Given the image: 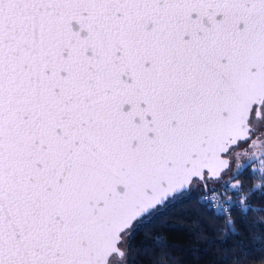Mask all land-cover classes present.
<instances>
[{
    "label": "snow or ice",
    "instance_id": "1",
    "mask_svg": "<svg viewBox=\"0 0 264 264\" xmlns=\"http://www.w3.org/2000/svg\"><path fill=\"white\" fill-rule=\"evenodd\" d=\"M218 190L239 251L205 264H264V0H0V264H129Z\"/></svg>",
    "mask_w": 264,
    "mask_h": 264
},
{
    "label": "trees",
    "instance_id": "2",
    "mask_svg": "<svg viewBox=\"0 0 264 264\" xmlns=\"http://www.w3.org/2000/svg\"><path fill=\"white\" fill-rule=\"evenodd\" d=\"M252 170L258 172L253 168V165ZM255 183L259 184L260 181L257 179ZM247 184L248 187H251L252 181H248ZM217 193L219 194V190ZM207 194L208 192L194 191L174 210L168 211L158 220L154 218L152 226L143 229L132 240L128 258L129 264H154L160 253L157 252L154 255V250L147 245L148 242L155 240L158 235L166 238L170 244L178 246L175 250L169 248L168 252L176 260L184 261L185 264H205L209 253L217 259L224 256L234 257L239 249L231 246L238 243V241L234 235L230 239L226 238L225 232L228 230L225 227V220L217 218L221 213L213 209L211 211L214 214H209V211L201 206L205 204L203 196ZM231 196L232 193L229 192L227 198H231ZM221 198L225 199L224 197ZM261 204L260 200H255L257 208L251 210V214L248 215L249 223H256V227L251 232L243 231L237 223L236 229L242 240H248L250 235L264 236V231L260 230V225L264 224V212L259 211ZM226 239L228 250H225L226 245L221 243ZM256 243H259V241H256ZM250 246L246 245V247ZM229 264H231V261H229Z\"/></svg>",
    "mask_w": 264,
    "mask_h": 264
},
{
    "label": "built area",
    "instance_id": "3",
    "mask_svg": "<svg viewBox=\"0 0 264 264\" xmlns=\"http://www.w3.org/2000/svg\"><path fill=\"white\" fill-rule=\"evenodd\" d=\"M207 196L213 197V201L217 205V207L220 205L222 198L218 193L215 195H213L212 193H208Z\"/></svg>",
    "mask_w": 264,
    "mask_h": 264
},
{
    "label": "rangeland",
    "instance_id": "4",
    "mask_svg": "<svg viewBox=\"0 0 264 264\" xmlns=\"http://www.w3.org/2000/svg\"><path fill=\"white\" fill-rule=\"evenodd\" d=\"M253 168H254L255 170H258V168H259V165H258V163H256V164H253Z\"/></svg>",
    "mask_w": 264,
    "mask_h": 264
}]
</instances>
